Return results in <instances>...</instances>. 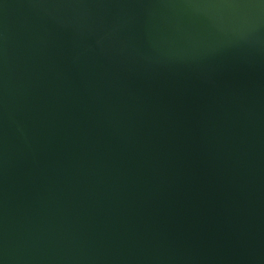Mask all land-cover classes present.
I'll list each match as a JSON object with an SVG mask.
<instances>
[{
  "label": "water",
  "instance_id": "95a60500",
  "mask_svg": "<svg viewBox=\"0 0 264 264\" xmlns=\"http://www.w3.org/2000/svg\"><path fill=\"white\" fill-rule=\"evenodd\" d=\"M0 264H264V0H0Z\"/></svg>",
  "mask_w": 264,
  "mask_h": 264
}]
</instances>
